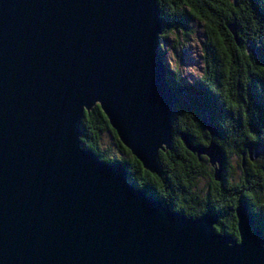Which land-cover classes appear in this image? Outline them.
I'll return each mask as SVG.
<instances>
[{"label": "water", "instance_id": "1", "mask_svg": "<svg viewBox=\"0 0 264 264\" xmlns=\"http://www.w3.org/2000/svg\"><path fill=\"white\" fill-rule=\"evenodd\" d=\"M162 34L157 0H0V264H264L245 204L238 238L220 234L216 214L171 210L131 184L124 164L81 146L84 111L99 104L121 144L159 174L177 103ZM201 123L218 136L206 111ZM179 138L221 182L220 146Z\"/></svg>", "mask_w": 264, "mask_h": 264}, {"label": "trees", "instance_id": "2", "mask_svg": "<svg viewBox=\"0 0 264 264\" xmlns=\"http://www.w3.org/2000/svg\"><path fill=\"white\" fill-rule=\"evenodd\" d=\"M157 4L163 22L160 41L169 33L187 35L189 21L204 24L203 75L187 84L167 68L177 103L173 110L172 149L165 155L159 153V174L143 169L121 144L98 106L82 117L81 146L104 162L124 164L132 184L175 212L189 218L216 213L215 230L220 234L237 238L235 210L241 204L247 206L264 234V164L257 161L264 159V0H157ZM204 111L208 122L217 129V137L210 136L202 126ZM181 133L193 146H207L214 141L225 155L222 183L212 191L210 201L205 199L209 204L202 210L193 206L192 198L203 200L193 189L197 178H213V168L206 159L199 161L185 148L179 138ZM105 134L111 135L121 157L112 158L108 150L101 149ZM259 150L258 157L248 154ZM231 154L238 157L242 169L236 183L228 181Z\"/></svg>", "mask_w": 264, "mask_h": 264}, {"label": "rangeland", "instance_id": "3", "mask_svg": "<svg viewBox=\"0 0 264 264\" xmlns=\"http://www.w3.org/2000/svg\"><path fill=\"white\" fill-rule=\"evenodd\" d=\"M203 32H204L203 23H199L197 21H189L187 35L183 34L182 32L177 35L169 33L165 35L166 36L165 39L160 41V45L162 47V55L164 57V61L167 66L166 68L171 70L173 75L178 76L182 83L192 84L200 76L203 75V61H202V42L204 40ZM96 106L99 107V104H97ZM85 112L87 111H84V114ZM101 149L108 150L112 154L111 156L112 158L114 156V158L117 159L122 156L117 151L110 134L104 135L103 141L101 144ZM171 149H172V146H171ZM171 149L163 150L164 152L159 151V153L160 154L162 153L163 155H165V153L171 151ZM159 153H158V157L160 155ZM252 155H255V153H252ZM201 158L206 159L209 167L213 168L211 164L209 163V160L206 156H201L199 161H201ZM252 160H254V158ZM257 161L260 164H264L263 158L257 159ZM228 162H229V167H230V172H231V176L228 181L230 183H236L237 181H239V177L242 175L241 173L242 169L240 168V160L238 159L236 155L231 154L230 157L228 158ZM199 180L200 181L198 183V189L201 186H204L205 188V185L207 184V182L210 181L208 178H204V179L201 178ZM212 181H215V180H212Z\"/></svg>", "mask_w": 264, "mask_h": 264}, {"label": "flooded vegetation", "instance_id": "4", "mask_svg": "<svg viewBox=\"0 0 264 264\" xmlns=\"http://www.w3.org/2000/svg\"><path fill=\"white\" fill-rule=\"evenodd\" d=\"M213 171H214V169H213ZM197 179L198 180L195 183V186H194V189H193V193L196 194V195H199V196L201 195L203 200H201V202L199 201V199L198 200H196V199L194 200L192 198V200H193V206H195V207L197 206V207H199V209L202 210L206 205L209 204V203L208 204L206 203L205 199L210 201V197L212 195V191L215 190V189H218V186H219L218 184H221L222 182L220 183V182L212 181L214 179L208 178L210 181L207 182V184L205 185V188H204V186H201L198 189V183L200 181L199 179H201V178H197ZM202 179H204V178H202ZM246 192H248V190H246ZM214 214H216V213H214ZM204 215H206V214H204ZM200 216H202V215H200ZM216 216H217V219H218V215L217 214H216Z\"/></svg>", "mask_w": 264, "mask_h": 264}, {"label": "bare ground", "instance_id": "5", "mask_svg": "<svg viewBox=\"0 0 264 264\" xmlns=\"http://www.w3.org/2000/svg\"><path fill=\"white\" fill-rule=\"evenodd\" d=\"M127 170V169H126ZM149 195V194H148ZM150 196V195H149ZM152 197V196H151ZM200 217V216H199ZM229 223V222H228Z\"/></svg>", "mask_w": 264, "mask_h": 264}]
</instances>
